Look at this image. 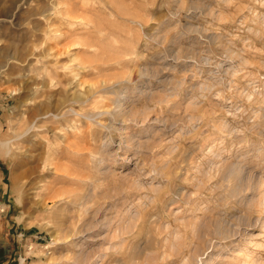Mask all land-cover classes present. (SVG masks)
I'll return each instance as SVG.
<instances>
[{
	"label": "rangeland",
	"instance_id": "374dc122",
	"mask_svg": "<svg viewBox=\"0 0 264 264\" xmlns=\"http://www.w3.org/2000/svg\"><path fill=\"white\" fill-rule=\"evenodd\" d=\"M0 264H264V0H0Z\"/></svg>",
	"mask_w": 264,
	"mask_h": 264
}]
</instances>
